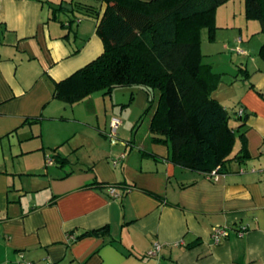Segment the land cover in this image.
Masks as SVG:
<instances>
[{
	"label": "crops",
	"instance_id": "1",
	"mask_svg": "<svg viewBox=\"0 0 264 264\" xmlns=\"http://www.w3.org/2000/svg\"><path fill=\"white\" fill-rule=\"evenodd\" d=\"M78 1L105 7L0 0V264H264V59L260 45L244 43L245 23L217 9V23L239 27L235 39L215 49L218 34H203L204 61L221 73L213 96L235 113L247 144L216 179L176 164L170 145L153 141L143 87L71 104L55 96L56 80L104 47ZM241 146L238 135L234 151ZM48 153L66 160L48 163ZM216 226L229 229L218 242ZM157 241L161 250L149 255Z\"/></svg>",
	"mask_w": 264,
	"mask_h": 264
},
{
	"label": "trees",
	"instance_id": "2",
	"mask_svg": "<svg viewBox=\"0 0 264 264\" xmlns=\"http://www.w3.org/2000/svg\"><path fill=\"white\" fill-rule=\"evenodd\" d=\"M227 1L104 0L103 11L78 1L79 10L95 18L104 47L85 65L56 80L55 96L71 104L95 91L111 93L117 87L139 85L149 94L142 118L152 112L153 141L168 143L176 164L207 174L219 167L222 173L230 159L247 154L245 137L236 133L228 107L213 96L221 73L204 61L202 49L204 29L210 41L217 39V9ZM244 4L246 18L259 20L264 31V0ZM258 54L264 59V41ZM239 74L246 78L250 72L240 64ZM238 135L242 146L234 151ZM51 156L66 160L60 154Z\"/></svg>",
	"mask_w": 264,
	"mask_h": 264
},
{
	"label": "rangeland",
	"instance_id": "3",
	"mask_svg": "<svg viewBox=\"0 0 264 264\" xmlns=\"http://www.w3.org/2000/svg\"><path fill=\"white\" fill-rule=\"evenodd\" d=\"M245 8V4H244V0H229L226 3L222 4L218 9H219V13L221 11L224 12V16L229 15V19L231 18V20H237V21H242L245 23V29H244V43L248 42L253 44L254 46H256V48H258L257 46H261V43L264 41V31L261 30V24L259 20L256 19H250L248 20L243 12L242 15V11ZM235 14L237 15L236 18H233V16H235ZM219 22H225L224 18H219ZM233 22V21H231ZM243 23V24H244ZM247 23L249 24V31H245L248 27H247ZM234 24V23H232ZM218 25L220 26L217 30V34H218V41L215 43H212L211 47L214 46V48L216 49L217 46L219 48H221L222 46V41L224 42L225 40H228L227 38H231V39H235L234 36V32L235 29H238L239 31V27L233 26V25H227L226 23H218ZM223 25V26H221ZM248 35H246V34ZM203 34L205 36H207V31L206 29H204ZM211 43V42H210ZM256 50V49H255ZM256 52V51H255ZM255 54V53H254ZM253 54V55H254ZM239 70V67H238ZM100 92V90H99ZM102 93V92H101ZM231 112V109H230ZM234 114H231V124H234L235 122V117ZM118 116V115H116ZM148 119V116H147ZM128 130V128H125V131ZM119 135H117L118 137ZM49 154V153H48Z\"/></svg>",
	"mask_w": 264,
	"mask_h": 264
},
{
	"label": "built area",
	"instance_id": "4",
	"mask_svg": "<svg viewBox=\"0 0 264 264\" xmlns=\"http://www.w3.org/2000/svg\"><path fill=\"white\" fill-rule=\"evenodd\" d=\"M238 50L241 52H244V49H242L241 47H238ZM242 111H243V109H240V112H242ZM120 123H121V119L119 117L115 116L111 120V130L109 132V136L112 138L113 141L116 140V138H117L116 137L117 129H118ZM123 157H124V153H121V154L113 157L112 158L113 163L114 164L119 163V161H121ZM53 161H54V158L51 155H48L47 156V162L52 163ZM218 168L219 167H217L216 169H213L211 172L208 173V175L217 179L221 174V172L218 170ZM111 193L116 194L114 187H112ZM228 230H229L228 227H224V226L214 227L213 232H212V236H213L214 240L216 242H218L223 235H226L228 233ZM161 248H162V243L157 241L154 243L153 247L148 251V253H149V255L158 254V252L161 250ZM19 264H25V263L22 261Z\"/></svg>",
	"mask_w": 264,
	"mask_h": 264
}]
</instances>
